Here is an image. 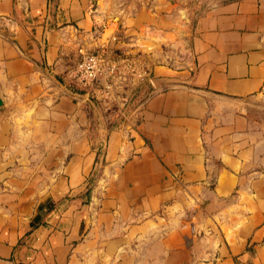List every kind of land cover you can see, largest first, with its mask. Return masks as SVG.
Here are the masks:
<instances>
[{"label": "crops", "instance_id": "0c3cea01", "mask_svg": "<svg viewBox=\"0 0 264 264\" xmlns=\"http://www.w3.org/2000/svg\"><path fill=\"white\" fill-rule=\"evenodd\" d=\"M182 11L0 0V264H264V0L183 22L177 59L156 47ZM80 50L148 52L155 85L108 109L71 80ZM88 177L89 204L49 210Z\"/></svg>", "mask_w": 264, "mask_h": 264}, {"label": "built area", "instance_id": "2783aa9c", "mask_svg": "<svg viewBox=\"0 0 264 264\" xmlns=\"http://www.w3.org/2000/svg\"><path fill=\"white\" fill-rule=\"evenodd\" d=\"M79 54L70 73L73 83L90 91L108 109L119 103L124 107L133 104L129 87H144L152 78V67L140 51L111 56L105 51L80 50Z\"/></svg>", "mask_w": 264, "mask_h": 264}, {"label": "rangeland", "instance_id": "374dc122", "mask_svg": "<svg viewBox=\"0 0 264 264\" xmlns=\"http://www.w3.org/2000/svg\"><path fill=\"white\" fill-rule=\"evenodd\" d=\"M147 1L151 3L153 0H147ZM169 1L174 6H178V7L182 6V8H186V10L189 12V21H187V17L184 15V12L182 11L183 12L182 17H181L182 22L180 23V25H178L175 22L170 23L169 20H167L166 22H163L162 28H164L166 30L171 28L172 32H174V35L173 34H167L166 35L167 37L160 39L159 44L156 48L159 49V51L161 50V51L165 52V54H167V53L172 54V51H173L176 54L175 57L178 59L181 56V54L183 53L182 50H180L181 49L180 47L183 48L186 45L184 38H183L184 27L181 26L183 24V22H189V31H190L189 36H190L192 33H194L195 29L197 28V25H198L200 18L203 16V14L206 11L215 8L219 4H226V3H231V2H235V1L238 2V1H242V0H169ZM185 19H186V21H184ZM176 42H179V44H176ZM169 43L171 45L173 43L174 48H172V47L170 48ZM140 52L145 56V58L150 63V66L152 67V63L149 59L148 52H145V51H140ZM248 106H250V108ZM248 106L245 107V109H244L246 114H250V116L254 120H256L261 126H263L264 125V94H262L258 99H255ZM32 151H33V148H29L27 150V152H28L27 160L26 161L18 160L16 162V166L19 167L20 169H22V168H25V166H27V165L29 167H31L30 164L33 165V163L39 164V162H35L34 160L30 159V156L32 155V153H31ZM59 163L66 166L67 161L65 160V161L59 162ZM94 188H95L94 178L88 177L87 186L83 192L78 193V194H72V193L64 194L59 200H57V201L55 200V201L51 202L49 210L58 208L62 205L67 207L68 202H70L72 200H76V199H81L82 203L89 204L90 200L92 199V196L94 195V192H93Z\"/></svg>", "mask_w": 264, "mask_h": 264}, {"label": "water", "instance_id": "95a60500", "mask_svg": "<svg viewBox=\"0 0 264 264\" xmlns=\"http://www.w3.org/2000/svg\"><path fill=\"white\" fill-rule=\"evenodd\" d=\"M101 81H102V80H101ZM155 82H156V81H155L154 77H152V78L149 80V84H150V85H153V86H154V85H155Z\"/></svg>", "mask_w": 264, "mask_h": 264}]
</instances>
